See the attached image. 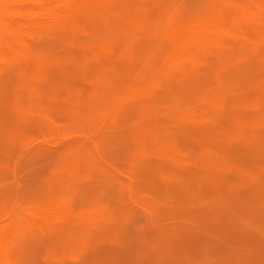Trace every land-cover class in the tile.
I'll use <instances>...</instances> for the list:
<instances>
[{
    "label": "rangeland",
    "instance_id": "rangeland-1",
    "mask_svg": "<svg viewBox=\"0 0 264 264\" xmlns=\"http://www.w3.org/2000/svg\"><path fill=\"white\" fill-rule=\"evenodd\" d=\"M118 2L36 36L55 72L37 95L26 57L0 72L10 264H264V36L192 61L166 35L175 14L248 24L264 0Z\"/></svg>",
    "mask_w": 264,
    "mask_h": 264
},
{
    "label": "bare ground",
    "instance_id": "bare-ground-1",
    "mask_svg": "<svg viewBox=\"0 0 264 264\" xmlns=\"http://www.w3.org/2000/svg\"><path fill=\"white\" fill-rule=\"evenodd\" d=\"M118 1L0 0V62L4 63L0 72L13 70L17 65L15 59L26 57L35 65L34 72L37 82L33 91L37 95L46 80L54 78L55 72L54 70L50 71L46 56L42 53L41 48L33 43L36 36L45 31L58 29L62 22L69 23L71 27L82 26L90 17L89 14H83V10L100 8L102 12L112 13L117 10ZM134 1L138 3V11L143 9L144 12L145 5H140L142 0ZM247 16L252 20L250 23L241 21L231 25L219 18L202 22H188L179 14H175L167 23L166 35L175 54L183 59H192L196 58L198 53L211 46L219 45L230 37L243 36L246 39L247 33L250 31L256 35L264 36V13L262 10L256 7ZM64 207L71 210L73 202L68 199L57 201L42 213V217L51 216V213L55 211L57 213ZM11 252L12 237L0 234V264H10Z\"/></svg>",
    "mask_w": 264,
    "mask_h": 264
}]
</instances>
